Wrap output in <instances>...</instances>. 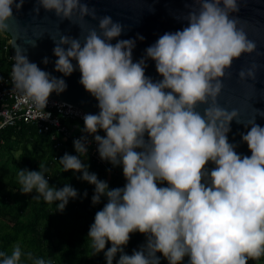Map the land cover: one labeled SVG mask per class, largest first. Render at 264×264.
Segmentation results:
<instances>
[{"label": "clouds", "instance_id": "clouds-1", "mask_svg": "<svg viewBox=\"0 0 264 264\" xmlns=\"http://www.w3.org/2000/svg\"><path fill=\"white\" fill-rule=\"evenodd\" d=\"M24 3L0 0V32L9 29L13 6L19 10ZM194 3L199 8L188 12L187 25L164 33L137 62L135 40L117 39L124 27L111 16L99 17V33L89 30L83 44L63 34L52 39L55 71L70 76L78 68L79 83L98 101V114L83 115L82 132L94 137L101 160L122 166L126 180L123 187L109 190L106 181L89 172L79 158L87 153V135L73 142L79 156L65 153L59 159L63 171L82 173L80 179L95 186L93 205L107 198L88 232L95 253L111 243L104 253L107 264H113L117 253V264H160L157 253L168 264H182L185 257L188 264H248L264 255V127L255 118L245 125L250 130L241 138L251 155L238 154L227 134L234 119L242 123L239 113L217 102L233 61L256 52L257 46L238 27L239 17L231 15L240 10L238 0ZM41 7L62 21L74 15L97 19L95 8L81 0H36L37 16ZM12 47L13 89L44 111L51 93H62L67 84L30 62L26 49L15 42ZM147 59L155 62L161 80L145 75ZM43 63H49L47 57ZM238 75L241 80L255 78L251 69ZM200 105H207L202 113ZM44 113V119L51 115ZM100 130L106 135L97 134ZM39 168L18 171L20 192L35 190L33 199L58 202L56 211L63 212L77 190L68 184L50 187L47 169ZM164 183L167 186H158ZM135 232L144 234L146 243L125 254L124 246ZM26 255L32 264H50L33 259L30 252ZM21 256V246L15 244L10 255L0 251V264H20Z\"/></svg>", "mask_w": 264, "mask_h": 264}, {"label": "water", "instance_id": "water-1", "mask_svg": "<svg viewBox=\"0 0 264 264\" xmlns=\"http://www.w3.org/2000/svg\"><path fill=\"white\" fill-rule=\"evenodd\" d=\"M87 3L90 8H95L97 19L90 16L80 19L74 15L72 20H61L54 12H47L42 7L37 16L33 11L36 0H25L22 8L17 10L13 6L14 18L10 20L9 29L4 31L11 37L12 57L15 50L12 47L15 42L30 62L51 76L64 79L67 88L60 94L51 93V99L75 107L88 114H98V101L89 94L79 83L81 74L78 68L70 75L55 71L57 57L53 53L56 46L52 39L59 40L61 34L73 38H79L81 44L88 31L95 28L99 33V17L111 16L116 22L123 25L124 31L117 39H134L136 46L133 49V62L139 61L145 56V49L154 44L156 40L166 32L182 30L187 25V14L193 8L198 9L199 5L194 0H81ZM241 3L238 13H232L239 17L238 27L242 28L249 40L256 43V52L245 53L238 60H234L232 67L226 71L222 78L224 85L217 102L221 107L231 111L236 109L239 113L237 123L234 119L227 134L229 143L236 144L238 154L248 155L251 153L247 144L242 142L241 133L250 130V125L245 127L255 118V123L264 127V0H238ZM143 36L141 41L137 37ZM36 41V46L31 42ZM112 43H116L113 40ZM67 49V45H64ZM259 53V54H258ZM47 57L48 64L43 60ZM75 66L77 62L72 61ZM14 64V60H13ZM145 75L153 81L161 80L162 77L156 72L155 62L146 60ZM247 72L251 69L255 78L241 80L238 73L240 70ZM207 105H200L198 111L203 112ZM258 110V112H257ZM147 138V134L145 135Z\"/></svg>", "mask_w": 264, "mask_h": 264}, {"label": "trees", "instance_id": "trees-1", "mask_svg": "<svg viewBox=\"0 0 264 264\" xmlns=\"http://www.w3.org/2000/svg\"><path fill=\"white\" fill-rule=\"evenodd\" d=\"M97 134L106 135L102 130ZM55 144L49 134H38L33 126L26 124L0 131V251L10 255L13 246L19 244L22 250L20 264H32L26 255L29 252L33 259L42 258L50 264H107L104 253L111 243H107L103 251L95 253L88 239L95 214L102 210L107 198L101 197L100 203L93 205L95 186L80 179L82 173L63 171L59 159L65 153L79 156L73 140H67L56 149ZM54 156H57L56 161H53ZM79 158L88 165L90 173H95L98 179L108 183L109 190L125 185L122 166H115L117 174L107 178L106 171L95 165L88 156L81 155ZM39 165L47 169L45 179L50 187L61 189L68 184L77 190V197L69 199L63 212L56 211L58 202L49 204L42 197L40 200L33 199L37 195L35 190L29 194L20 192L18 171H39ZM213 167L209 162L207 168ZM145 243L144 234L132 233L123 251L131 255ZM156 255L160 258V264H168L161 253ZM119 256L120 253H117L113 264H117ZM182 264H188L187 257ZM248 264H264V255L250 259Z\"/></svg>", "mask_w": 264, "mask_h": 264}, {"label": "built area", "instance_id": "built-area-1", "mask_svg": "<svg viewBox=\"0 0 264 264\" xmlns=\"http://www.w3.org/2000/svg\"><path fill=\"white\" fill-rule=\"evenodd\" d=\"M12 65L11 37L3 31L0 32V131L6 127H16L19 124L30 125L36 129L38 134H49L51 140L56 143L55 149L69 139L74 142L81 136L87 135L90 143L87 144V153L81 155L88 156L95 165L103 168L107 178L117 174L115 167L110 162L101 160L97 151L98 144L94 142V137L82 132L83 115L88 113L51 98H49L44 111L38 109L28 97L13 89L10 79ZM44 112L50 113V117L44 119ZM56 160L57 156H54L53 161ZM122 177L125 180L123 172ZM158 186H167V184Z\"/></svg>", "mask_w": 264, "mask_h": 264}]
</instances>
